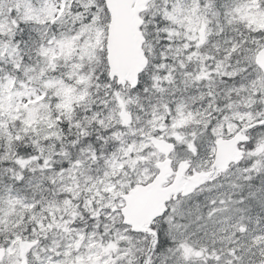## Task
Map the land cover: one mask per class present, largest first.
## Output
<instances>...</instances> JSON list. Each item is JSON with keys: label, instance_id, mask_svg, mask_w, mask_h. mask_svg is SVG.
<instances>
[{"label": "snow or ice", "instance_id": "obj_1", "mask_svg": "<svg viewBox=\"0 0 264 264\" xmlns=\"http://www.w3.org/2000/svg\"><path fill=\"white\" fill-rule=\"evenodd\" d=\"M0 264H264V0H0Z\"/></svg>", "mask_w": 264, "mask_h": 264}]
</instances>
